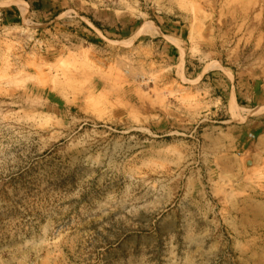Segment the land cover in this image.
Returning a JSON list of instances; mask_svg holds the SVG:
<instances>
[{
	"label": "rangeland",
	"instance_id": "1",
	"mask_svg": "<svg viewBox=\"0 0 264 264\" xmlns=\"http://www.w3.org/2000/svg\"><path fill=\"white\" fill-rule=\"evenodd\" d=\"M0 264H264V0H0Z\"/></svg>",
	"mask_w": 264,
	"mask_h": 264
},
{
	"label": "crops",
	"instance_id": "2",
	"mask_svg": "<svg viewBox=\"0 0 264 264\" xmlns=\"http://www.w3.org/2000/svg\"><path fill=\"white\" fill-rule=\"evenodd\" d=\"M233 95V94H232ZM235 96H236V94H234ZM231 98H232V96H231ZM231 98H230V102H231ZM236 100H237V96H236Z\"/></svg>",
	"mask_w": 264,
	"mask_h": 264
}]
</instances>
